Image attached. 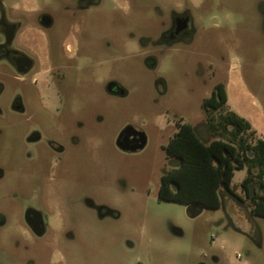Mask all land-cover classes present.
<instances>
[{"label":"rangeland","instance_id":"rangeland-1","mask_svg":"<svg viewBox=\"0 0 264 264\" xmlns=\"http://www.w3.org/2000/svg\"><path fill=\"white\" fill-rule=\"evenodd\" d=\"M112 1L102 0L84 17L80 57L49 102L41 90L33 98L30 86L7 70L1 74L0 264H264V219L249 215L239 188L245 169L231 181L242 204L220 196L218 209L202 208L190 218L186 206L157 199L160 176L172 168L164 147L176 123L210 140L201 104L215 84H228V110L264 140L257 0H213L209 6L203 0L194 42L169 50L156 44L164 0H129L126 13L110 9ZM33 2L51 12L49 35L58 40L69 29L61 0ZM211 21L233 29L210 30ZM222 35L234 39L211 37ZM110 83L124 94L107 93ZM20 93L22 114L10 104ZM126 127L146 138L141 151L116 148ZM49 140L65 153L41 167L39 152ZM29 208L47 224L40 239L25 226Z\"/></svg>","mask_w":264,"mask_h":264},{"label":"flooded vegetation","instance_id":"flooded-vegetation-1","mask_svg":"<svg viewBox=\"0 0 264 264\" xmlns=\"http://www.w3.org/2000/svg\"><path fill=\"white\" fill-rule=\"evenodd\" d=\"M164 1L168 6H166L167 10L158 13L160 28L156 44L164 50L191 45L196 39L195 15L197 10L203 6L204 1ZM207 1L208 6L209 2H213V0H205V4ZM101 2L102 0H61V17L68 21L69 29L55 41L49 35L55 20L44 6H38L33 0H0V77L7 70L14 80L30 86V94L33 98H39L41 90L47 95L44 102H49L54 93L58 95L56 90L60 87V80L64 78L65 72L71 69L80 57V42L84 39V17L99 8ZM255 6L258 15V29L262 33L260 37L264 39V0H257ZM215 7L223 9L224 5L217 1ZM129 8V0H113L110 6V9L115 12L124 11L126 13ZM202 27L204 28L203 25ZM207 27L214 31L221 29L222 33L233 29L224 23L217 25L214 21H211ZM211 37L219 43L234 39L223 35L219 38L218 36ZM221 61L223 64H228L224 60ZM198 71L200 74L201 68ZM218 85L223 84H215L212 89ZM23 102L22 93L14 96L10 102L11 110L22 114L24 112ZM33 133L36 134V132ZM138 139L137 135H132L131 144L135 145ZM64 153L65 148L61 143L49 140L44 150L39 152V166L46 167L49 164V158H53L54 162L58 163ZM43 158L48 159L46 163L42 161ZM24 223L34 238L40 239L46 234L47 224L44 218L31 208L27 209L24 214Z\"/></svg>","mask_w":264,"mask_h":264},{"label":"trees","instance_id":"trees-1","mask_svg":"<svg viewBox=\"0 0 264 264\" xmlns=\"http://www.w3.org/2000/svg\"><path fill=\"white\" fill-rule=\"evenodd\" d=\"M226 103L225 87L218 85L201 104L208 141L191 125L176 123L164 147L172 168L160 176L157 199L204 209H218L220 196L242 204L231 181L234 172L245 169L239 188L249 215L264 219V141L255 138L251 125Z\"/></svg>","mask_w":264,"mask_h":264},{"label":"water","instance_id":"water-1","mask_svg":"<svg viewBox=\"0 0 264 264\" xmlns=\"http://www.w3.org/2000/svg\"><path fill=\"white\" fill-rule=\"evenodd\" d=\"M106 92L113 95L122 96L124 94L123 90L118 88L114 83H110L106 87ZM132 135H137L139 139L135 145L131 144L130 137ZM145 145V137L142 133H136L131 127H126L118 135L115 146L122 152L134 153L141 150ZM202 208L196 206L187 207L186 213L190 218H195L201 213ZM27 217V214H26ZM27 221V220H26ZM173 234L181 235L179 230L173 229Z\"/></svg>","mask_w":264,"mask_h":264},{"label":"crops","instance_id":"crops-1","mask_svg":"<svg viewBox=\"0 0 264 264\" xmlns=\"http://www.w3.org/2000/svg\"><path fill=\"white\" fill-rule=\"evenodd\" d=\"M225 92H226V98H227V103H228V96H227V92H228V84L225 85ZM227 103H226V105H227ZM249 124H250V123H249ZM250 125H251V124H250ZM251 128H252V130L255 132L257 139L264 141L262 138H260V137L258 136L257 132L253 129L252 125H251Z\"/></svg>","mask_w":264,"mask_h":264},{"label":"built area","instance_id":"built-area-1","mask_svg":"<svg viewBox=\"0 0 264 264\" xmlns=\"http://www.w3.org/2000/svg\"><path fill=\"white\" fill-rule=\"evenodd\" d=\"M237 258L239 259V258H240V256H237Z\"/></svg>","mask_w":264,"mask_h":264}]
</instances>
